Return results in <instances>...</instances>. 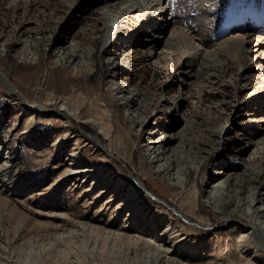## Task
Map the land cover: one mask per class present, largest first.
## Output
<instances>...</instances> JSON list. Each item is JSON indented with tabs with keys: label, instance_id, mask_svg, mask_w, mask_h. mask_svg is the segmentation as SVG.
<instances>
[{
	"label": "rangeland",
	"instance_id": "1",
	"mask_svg": "<svg viewBox=\"0 0 264 264\" xmlns=\"http://www.w3.org/2000/svg\"><path fill=\"white\" fill-rule=\"evenodd\" d=\"M235 1L226 0V6L232 7ZM246 3L254 6L253 9L249 6L248 10L255 9L258 15L264 14V0H246ZM53 8L54 3L39 2L25 13V8L15 11L16 8L9 7L7 3L0 0V37L6 43L3 44L0 41L4 45L0 43V74L5 76L21 95V99L18 98L20 96H14L0 82V148L4 150L0 156V169H2L1 163L6 161L4 156L8 154L10 159V167L0 172V184L4 186V189H0V264H4L6 261L4 259L7 257L10 264H22L25 258L28 264H44L42 263L43 249L40 244L47 243L55 231L61 232L68 229L65 233L67 237L65 235L62 237V241H65L69 240L72 235L76 236L70 228L80 227V224L87 222L110 230H116L123 225L124 216L129 215V208L120 207L118 211L111 214L109 209L114 210L113 208L117 206L122 197L115 198L110 205H106L111 193L109 191L102 193L101 188L110 176L107 174L113 173L114 180L118 181L123 173L127 176L128 182L130 175L117 160H114L112 155H110V161H103L104 157L97 145L98 141L91 138H94V135L101 137L105 145L115 143L114 152L127 163L135 174H139L140 179L146 182V189L155 197L147 195V199L143 200L144 210L150 221L154 223L153 225H156L157 232L167 229L164 231L167 234L171 228L167 226L169 215L163 214L165 209L157 207L161 205L156 204V197L170 199L174 203L181 191L179 192L178 188H167L162 181H159L156 174L148 172L150 165L146 163L141 148L142 142L150 136L156 137L166 131L174 136L179 130L183 131L184 139L190 142L193 140L192 143H195L199 136L208 137L212 146L210 157L200 175H197V179L204 183L205 175L213 174L214 171L224 166L223 160L229 155L230 148H247L245 153L248 156L253 148L264 139V129H260V126H256L253 122L255 115L264 114V96L260 101L247 102L248 91L244 90L246 87L254 88L259 85V80L255 77L249 75L244 82H241L239 87L242 88V93L235 96L236 90L226 83L225 79L231 70L225 69L224 73L219 72L221 79L218 88L208 89L204 86L203 90L199 91L192 86L186 95L188 96L186 103L179 108L176 104L166 100L179 94L177 69L185 71L181 68L179 52L164 53L165 56L156 65L147 61L143 49L135 45L133 48L135 52L128 51L130 62L125 59L127 53H124L121 63H115L111 59L114 55L109 53L110 50L103 52V42L99 38L102 20L97 12L87 11L81 7L79 11L81 13L73 12L64 16L63 11H58L57 15H53ZM242 9L247 10L245 7ZM238 12L234 19L231 16V19H225L224 23L239 21ZM62 17V24L57 25L56 28V20ZM27 21L42 29L39 32L42 33L41 36L33 34L34 37H41L42 43L34 48L35 54L33 53L34 55L30 56L28 61L20 62L16 51L22 42L19 41V44L15 41L17 36L24 35L27 31L26 27H22ZM137 24L138 17L126 20L125 28L119 33V38L114 39L112 49L118 51L123 44L127 45L128 43L124 42L132 39L128 38V34L137 28ZM18 29H20L19 32ZM253 33L264 37L263 33L255 31ZM70 45L76 48L73 65L67 59L61 60V57L58 59V53H56L59 48ZM127 63L130 64L127 65ZM131 66L135 71L131 70ZM195 68H198V65H195ZM200 75L204 76L203 71H200ZM203 82V84L199 82V85H204L205 81ZM123 84H128L132 93L136 94V98L142 100L148 112L154 115L143 128H137V132L135 131L136 125L128 119L129 105L121 97L130 92V89L124 88ZM25 103L33 105L34 108L29 109ZM61 104L62 107L67 105V108L75 110V118L65 112L56 117L55 112ZM35 105H42L46 110L53 109L54 112L47 110V113H41ZM107 109L112 114L114 124L111 134L113 140L112 137L105 139L99 125L91 121L96 115H102L104 121H108L105 115ZM31 111L34 112L35 119L29 121L27 114ZM228 117L234 119L236 125L231 126L223 141H219L217 137L210 135L208 129L221 127ZM87 120L90 121L86 122ZM154 128H156L155 134H149L148 132ZM60 135L63 138L58 143L57 138L61 137ZM177 135L170 142L171 145L179 141ZM74 143L77 144L75 153L72 151ZM73 155L78 156L76 158L79 163L76 165L71 163ZM97 164L99 165L96 167L102 169L96 171L98 175L95 181L92 180V176L84 178L82 175L70 174L73 167L90 168ZM256 164L246 171L248 177L254 178L264 171V161L261 160ZM96 179H101L100 184L102 185L96 186ZM136 187L143 192L145 190L140 182L136 183ZM123 189L124 194L129 192L128 183ZM182 194L179 200L183 197L188 203H194L195 192L192 186H189L188 190ZM261 202H264V195ZM196 203L198 208L195 207L194 214L196 217L209 221L211 227L202 230L184 222L176 224L173 221L172 223L178 226V233L184 237L185 245L188 248L197 247L199 253H204L212 242H217L223 254H227L232 259H238L240 247L236 244V240L240 233L239 229L232 222H224L217 214H212V210L202 206L200 199L197 198ZM111 224L112 226H106ZM81 235L87 236L84 233ZM29 239L32 242L27 245ZM42 239L45 240L42 241ZM89 242L88 246L83 245L82 251L84 259L90 263L94 258L97 259L94 263L98 264L153 263L151 257L145 258L140 248L136 250L139 253L136 252L137 260L135 258V260H129L127 257L135 253L130 254L125 247L111 250L110 246H106L105 250L99 251L96 243L93 252H89L92 250L91 242ZM171 244V240L168 239L167 245L171 246ZM188 250L184 252L188 253ZM38 253L41 256V262L34 260L35 263H31V257ZM258 253H260L259 250ZM102 256L103 259H101ZM72 258L75 260V257ZM123 260L125 262L121 263ZM62 262L65 261L60 260L57 263L62 264Z\"/></svg>",
	"mask_w": 264,
	"mask_h": 264
},
{
	"label": "bare ground",
	"instance_id": "2",
	"mask_svg": "<svg viewBox=\"0 0 264 264\" xmlns=\"http://www.w3.org/2000/svg\"><path fill=\"white\" fill-rule=\"evenodd\" d=\"M2 1L7 3L9 7L16 8L15 11L25 8V13L31 9V6L37 5L39 2H43L44 4L54 3V8L52 9L53 15H57L58 11H63L64 16L65 14L68 15L73 12L81 13L79 12L81 11V7H84V10L87 11L92 10L97 12L102 20L99 38L103 42V52L110 50L109 53L111 52L112 56L114 55L111 59L118 64L121 63L124 53H127L125 56L127 62L131 60L128 51L131 53L135 52L136 50H133L135 45L143 49L147 61L156 65L159 64L160 59L165 56L164 53L179 52L182 65L181 68L185 69L184 72L180 68L177 69V74L179 76V94L176 97H171V99H166L176 104L179 108L186 103L188 99L186 95L190 92L192 86H195L199 91L203 90L202 88L204 86L208 89L210 87L218 88L221 79V74H219V72L224 73L225 69L228 71L231 70V73L226 76L225 79L227 81L226 83L233 86L236 90L235 96L242 91L239 84L244 82L249 75L259 80V85L254 88H244L245 91H248L247 102H252L253 100L260 101L264 96V37H259V34L253 33V31H255L264 34V14L258 15L256 11H254L255 9L251 11L248 10L249 6L253 9V4L248 5L246 0H236L232 7L226 6V0ZM233 7L234 9H232ZM243 7L247 10L242 9ZM237 12L240 17L239 21L224 23V20L231 19V16L232 19H234ZM84 13L85 12H83V14ZM130 17H138V26L128 34V38L132 39L126 42L123 41L128 44H123L121 49L115 51V49H112L114 39L119 38V33L125 28V21H129L131 19ZM62 19L63 17L56 20V28L57 25L62 24ZM222 24H224L223 27H220ZM22 27H26L27 31L24 32V35L18 34L19 36H17V40L15 41L19 44L22 42L16 51L20 62L25 60L28 61V59L31 58L30 56L35 54L34 48L42 43L41 37L33 36V34L37 36L42 34L39 33L42 29L33 26L30 21L24 22ZM233 28L236 29L234 30ZM19 30L20 29L17 31L19 32ZM0 41L6 44L4 40H2V37H0ZM75 49L76 48L72 45L59 48L56 52L58 53V59H60V57L61 60L67 59L73 65L75 63ZM129 64L130 63H127V65ZM195 65H198V68H195ZM130 68L132 71L134 70V67L131 66ZM200 71H203L204 76L200 75ZM203 81H205V84L200 86L199 82L203 84ZM0 82H2L14 96H20L18 98L21 99V95L14 88V85L1 74ZM123 87L130 89L128 84H123ZM121 97L129 105L128 119L133 121V124L136 125V132L137 128H143L145 123H148L154 117L152 113L148 112L146 106L143 105L142 100L138 97L136 98V94L132 93V89H130L129 94ZM125 101L124 103H126ZM27 106L29 109L33 107V105L26 104V107ZM35 108L39 109L41 113H47L48 111L54 112L53 109H47V111L42 105H35ZM70 108H72V106ZM63 112L75 118V110L67 108V105L66 107H62V104L55 112L56 117L60 116ZM105 113L108 121H104L102 115L92 117L93 120L91 121L99 125L101 131L104 133L105 139H110L113 136L111 134L114 130V124L112 122L111 112L107 109ZM27 116L29 121L35 119L34 112L32 111L29 112ZM184 117H186V115H184ZM253 118V122L256 123V126H260V129H264V114L255 115ZM88 121L90 120L86 122ZM235 125L234 119L228 117L221 127L210 128L208 132H210L211 136L217 137L219 141H223L225 136L228 135L231 126ZM155 129L156 128L152 129L148 133L151 135L155 134ZM182 132L183 131L179 130L177 133L178 135L174 134L173 136V134L166 131L162 135L148 137V139L141 144L146 163L150 165L148 172L156 174L157 177H159V181H162L167 188H178V191H181V194H178V199L176 198V203H172L170 199H158L156 197V204L161 205H157V207H159V209H165L163 214L169 215L167 226H171V228L168 234L164 232L167 229H162L157 232L156 225H153L154 223L150 221L147 217L146 210H144L145 205H143V200L147 195L155 197L146 189V182L140 179L138 176L139 174H135L127 163L114 152L113 145L115 143H108L105 145L103 143L104 141L100 139L101 137L99 138L94 135V138H91L98 141L97 145L104 157H102L103 161H110V155H112L114 160H117L130 175V181L128 182L127 176L123 173H121L118 181L114 180L113 173L107 174L110 176L103 183L104 187L101 188L102 193H107V191L111 193L109 194V198H107L109 200L106 202V205H110L111 201H114L115 198L122 197L117 203V206H113L115 207L113 208L114 210L109 209V211H111L112 214L118 211L120 207H128L129 215L124 216L123 225H120L116 230L106 229L87 222L80 224V227L70 228L76 236L72 235L73 237L70 236L69 240L65 241H62V237L68 232V229L61 232L55 231L47 243L44 242L40 244L42 245V257L44 258H42V263L58 264L57 262L62 260L65 261L64 263L62 262V264H98L94 263L97 260L95 258L91 263L84 259L82 248H84L83 245H87L90 241L91 243H89L91 244L90 247L92 250L89 252H93L96 243L99 251H102L106 246H110L109 248L111 250L125 247L126 250L130 251V254L135 253L127 257L129 260L134 258L137 260L139 253L136 250L140 248L141 253L144 252L143 255H145V258H152V264H264V202H261L264 195V176L262 177L264 171L254 178L248 177L246 172L253 165H257V162L261 160L264 161L263 137L260 138L262 139L259 143L260 145H256L248 156H246L245 153L247 148H230V150H228L229 155L223 160L224 166L214 171L213 174L205 175V182L201 183V181L197 179V175H200L206 161L209 159L212 146L207 136V138L199 136L196 138L195 143H192L193 140L190 142L184 139ZM176 135L179 141L171 145L170 142ZM62 138L63 136L58 137L57 142H61ZM75 145L77 144L74 143V148L72 147L73 153L77 150ZM246 146L248 147V145ZM3 151L1 147L0 156ZM7 153L8 152H6V154ZM76 157L78 156L75 155L71 159L72 165L79 163ZM4 159L6 161L1 163L2 169H0V172L9 166L10 159L8 154L4 156ZM98 165L99 164L93 165L90 168H85L84 166L73 167L70 174L76 176L82 175L84 178L92 176V180H94L98 175L96 171H101L102 169L97 168L96 166ZM94 181H92V183ZM100 181L101 179H98L95 185H102ZM138 182H140V185L144 186V192L137 189L136 183ZM126 183H128L130 189L128 190L129 192L124 194L123 188ZM2 186L3 185L0 184V189H4V186ZM189 186H192L195 192L194 203H188L187 199H183V197L179 200V197L188 190ZM197 198L201 200L202 206L212 210V214H217L224 222H232L233 225L239 229L240 233L237 237L238 240H236V244L240 247L238 259H232L227 254H223L221 246L217 242H212L207 250L204 249V253H199L200 251L197 247L188 248V246L185 245L186 243L183 240L184 237L180 235L181 233H178V226L176 227V225L172 223L173 221H175L176 224L184 222L202 230L211 227L209 221L196 217L194 214L195 207L198 208L196 205ZM259 203L262 204L259 205ZM106 226H112V224ZM131 227L132 231H130ZM123 229H125V231ZM81 233L86 234V238L82 236ZM87 239H89V241ZM168 239L172 242L171 246L167 245ZM44 240L42 239V241ZM31 242L32 241L29 239L27 245ZM187 249H189L188 253H185L184 251ZM258 250L260 253H258ZM39 253L37 255H39ZM73 254L74 256H72ZM37 255L31 257V263H35L34 260L41 262V256ZM72 257H75V260ZM101 259H103V256ZM4 260H6L4 264H10L8 257ZM26 260L27 258H25L22 264H28ZM123 262H125V260L121 263Z\"/></svg>",
	"mask_w": 264,
	"mask_h": 264
}]
</instances>
